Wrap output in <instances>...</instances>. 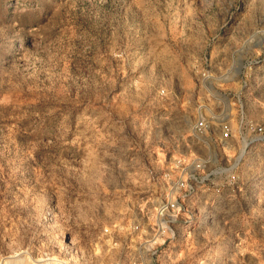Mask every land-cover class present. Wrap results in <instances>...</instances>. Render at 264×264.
<instances>
[{"label":"rangeland","instance_id":"obj_1","mask_svg":"<svg viewBox=\"0 0 264 264\" xmlns=\"http://www.w3.org/2000/svg\"><path fill=\"white\" fill-rule=\"evenodd\" d=\"M257 126L264 0H0V264H264Z\"/></svg>","mask_w":264,"mask_h":264},{"label":"built area","instance_id":"obj_2","mask_svg":"<svg viewBox=\"0 0 264 264\" xmlns=\"http://www.w3.org/2000/svg\"><path fill=\"white\" fill-rule=\"evenodd\" d=\"M255 135L256 138L251 140L249 143L247 138H243V148L242 150H239V158L244 157L245 155H248L250 152L247 150L249 145L251 143H259L264 144V128L262 126H257L255 128ZM191 136L193 137V140L196 141L197 144H199L203 149L207 150L210 154L211 159L213 162H216V156H213L212 154V140H215L213 134H212V126L211 124L204 118L199 117L192 126V132ZM221 143V142H220ZM211 159L209 160H203V163L211 162ZM220 163L216 166V170L221 173V175H226V179L232 180V182L228 183V186H231L234 182H236L237 177L232 173L233 166L229 165V162L225 164V166H219ZM176 168H179V164H176ZM174 186L168 188L169 197L166 199L165 202L162 204L161 209V216L165 217L168 213H176L180 214L183 206L182 202H185L186 200L195 199L198 197L199 194V188L197 186L196 181H182V182H176L173 184ZM178 214V215H179ZM177 215V216H178Z\"/></svg>","mask_w":264,"mask_h":264}]
</instances>
